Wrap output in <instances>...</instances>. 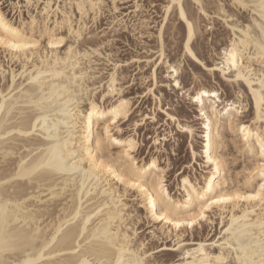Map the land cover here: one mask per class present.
Listing matches in <instances>:
<instances>
[{"label":"snow or ice","instance_id":"1","mask_svg":"<svg viewBox=\"0 0 264 264\" xmlns=\"http://www.w3.org/2000/svg\"><path fill=\"white\" fill-rule=\"evenodd\" d=\"M15 2L16 0H13V4ZM104 3L105 0H82L74 5L75 9H79L80 28L75 26L72 13H68L67 5H64L63 26H66L67 35H59L58 30L62 24L57 20L55 27L50 26L49 12L51 9L52 12L60 13L61 6L43 4L42 14L45 19L39 21V33L37 34L38 20L36 16L31 15V9L35 7L39 13L41 4L37 0H29L32 34L27 36L22 35V30L5 16L3 8L8 5V0H0V45L11 48L17 54L24 53L22 57L24 61L29 60V50L40 49L38 60H36L37 53L31 52L32 59L36 60L39 67L26 63L20 75L27 79L28 84L36 86V89L31 91L30 106L41 113L39 118L35 119V125L47 132L46 135L41 132L42 141L34 151H30L27 159L21 158L18 169L14 168L15 161L12 165L7 163L9 155L7 150L0 158V173H2L0 174V264H158L152 249L135 238L138 232V230L134 231L137 223L136 213L124 210V197L127 196L128 189H135L143 195L145 203L140 206L149 208L151 219L163 221L171 228L178 230L176 243L180 249H183L184 245L179 230L184 229L183 235H187L189 229L202 227L205 222L211 225V216L217 214L215 209L221 213L227 211L235 213L236 208L241 207L242 202H247L252 213H255L256 208L259 207L261 209L259 215H250L249 211L243 208V215L233 214L230 217L231 222L226 226L222 225L221 235L216 238L215 242L210 246L201 243L192 251H184L179 264H264V0H217V3L213 5L216 9V16L206 10L203 4H199V10L204 17H207L209 21L219 17L231 29L233 37L231 47L224 50L222 60L217 62L218 66L208 67L206 72H220L225 77L231 72L236 82L242 81L247 84L256 102V118L252 123L255 125L259 121L260 130L250 129L246 124L239 126V132L244 134L246 152L250 157V161L245 165L244 176V186L250 185V191L238 189L216 191L219 185L214 184L213 181L219 179L217 175L219 166L209 155L207 146H205L202 156L206 158L207 165L216 164L217 166L209 169L212 174L206 176L203 182L199 178L191 180L189 178L191 172L188 176L182 177L186 199L181 203H177L168 194L163 179L156 175L163 171L158 167L156 158H152L146 166H140L135 155L139 149L137 134L129 128L127 135H124L125 128L118 123V121L128 120L130 111L127 100L115 99L122 95V89L115 87L119 82L115 69H119L120 63L114 62L110 56H104L97 48L88 53L82 52L78 47L81 40L87 39L84 29L90 27L91 21L103 13ZM228 8L251 13L253 22L248 26L236 23V17L229 14ZM174 9L188 24V39L191 41L193 24L189 22L186 15L184 0H170V3L165 5L164 11L171 13ZM109 10L120 12L117 0H111ZM134 10L140 11L139 0ZM85 13L89 15L87 23L84 21ZM164 19L165 21L168 19L167 15ZM20 23L23 24V20ZM115 28L114 24V31ZM8 36L18 37V39L5 44ZM41 41H44L43 48H41ZM102 47H106V44ZM47 49L54 50L51 57ZM186 51L198 64L201 63L190 48ZM93 57L102 58L104 62L114 66L107 69H96L94 75H89L83 70L76 71L80 67L81 58L91 60ZM15 58L20 59L21 57L17 55ZM45 61H47L46 67ZM160 62H163V57ZM253 63L259 64V74L254 73ZM168 70L171 76L169 87L174 83L175 89L180 90L179 96H184L187 91L188 99L190 101L194 99L197 104L201 105L200 116L208 119L203 110L202 97L218 99V91L199 90L198 93H192L190 89L182 88L181 79L177 78L180 75L179 64L175 67L169 64ZM2 71L3 69H0V72ZM104 71H107L110 76V79L108 76L104 77L107 81L106 89L97 79V76ZM42 77H53L57 82L45 81L41 79ZM154 77L155 71L151 78ZM93 80L95 87L89 83ZM12 84L16 85L15 74L12 76ZM101 89L104 90L101 91ZM17 90L23 92V82ZM8 91L12 92L13 89L9 88ZM96 92H99V95L93 100L92 97ZM151 92H153V86L149 84L147 93ZM85 95L88 96L86 103L90 104L91 108L87 111L89 121L91 122L93 117H96L97 121H103V130L98 143L106 138V146H115L121 157L115 167L111 164L106 165L104 158L98 157L96 161L91 162L90 157H85L83 154L77 155L69 147L71 133L64 134V130L72 125L67 119H57V114L61 117H75ZM2 96L3 94L0 93V97ZM105 102L110 103L111 107H103ZM160 110L164 111L162 107ZM240 111H243L242 105ZM4 112L5 105L0 103V114ZM44 112L47 114H43ZM211 112L216 113L215 106L212 107ZM235 115H239V112ZM164 116L180 127L181 131L193 132L191 127L177 124L176 115L164 112ZM50 118L52 119L51 124H49ZM147 119L155 120V116H141L134 127L139 128L141 123ZM96 126L100 127V124L97 123ZM204 127L207 128L208 124L205 123ZM36 131V127H30L28 130L3 129L0 130V140L16 134L32 136ZM250 135L253 137L251 142H249ZM162 140L167 141L168 137L166 135L157 136L151 141L156 145L155 151H163L160 147ZM196 156V152L193 151V161ZM113 159H116L115 155ZM204 162L201 160L202 164ZM10 167L14 170L10 171ZM188 167L190 168L191 165ZM45 174L68 176L82 174L90 179L94 178L98 188L101 185L105 186L103 194L111 197L112 201L111 205H106V207H115V213L101 215L103 209H98L87 216H82L80 210L77 209L72 215L61 219L59 225L51 229L46 236H41L38 228L29 227L25 230L16 213L19 204L16 203L14 193L18 187H21L16 182L24 180L25 186L28 183H37ZM157 191L161 196L159 201L155 196ZM80 192L83 197V186ZM91 194L89 191L88 195ZM19 203H25V201L21 200ZM81 204H83V199ZM27 223L24 221V224ZM167 232L170 235L171 229ZM97 241L100 243H95Z\"/></svg>","mask_w":264,"mask_h":264},{"label":"rangeland","instance_id":"2","mask_svg":"<svg viewBox=\"0 0 264 264\" xmlns=\"http://www.w3.org/2000/svg\"><path fill=\"white\" fill-rule=\"evenodd\" d=\"M47 0H37L43 4ZM138 0H117L120 12L109 10L111 0H105L104 11L98 15L95 20L91 21L90 27L85 28L87 39L81 40L78 47L81 50L97 48L101 50L104 56H110L114 62H119V69H115L118 74L119 82L116 86L122 89V94L132 101L133 115L130 121L122 122L121 127L125 128L124 135H127L128 129L137 133L139 141V152L137 159L141 162L148 155H153L158 159L160 167L165 171L164 177L169 191L174 197L182 196L183 176H188L191 180L199 178L202 182L203 177L207 173V166L201 163V156L198 157L197 163L191 160L189 150L190 139L188 135L168 120L164 116V112L174 114L177 117V124L194 126L196 131L194 146L200 154L201 146V121L197 120L199 113L193 101L188 99V94L179 96V89H175L174 83L169 87L171 76L167 65H161L157 72V85L151 78L152 71L158 65L160 66V32L163 33V45L165 52V62L168 64L180 63V79L182 88L190 89L193 93L194 88L204 85L208 88H214L219 92L223 101L227 103L238 102L245 106L242 111L241 119L245 123H250L253 118L251 101L247 95V89L241 84L237 85L232 82L225 81L221 77L220 72L211 75L202 67L194 64L188 58L183 56V24L179 21L176 12L174 11L166 21L164 17L166 13L164 7L168 4V0H139L140 11H135V6ZM189 2V3H188ZM203 5L213 16H216V9L213 7L217 0H203ZM53 5H60L61 11L64 12V5H67V12L73 11V22L76 27L80 25V15L75 8H71L67 0H52ZM187 9L198 23L199 31L194 40L193 48L198 53L199 57L208 66H213L222 56V51L225 49L231 39V29L217 17L211 21L204 17L198 6L191 0L187 1ZM3 11L14 22L23 20L30 21V12L26 0H8V5L3 8ZM229 14L236 17V23L246 25L251 23L252 14L246 11H237L236 9L228 8ZM40 13V12H39ZM37 9H31V15L39 16ZM57 19H61L62 14L55 13ZM54 14V15H55ZM55 17L53 16L52 19ZM85 23L89 21L88 17L84 18ZM116 25L115 31L113 25ZM53 26V25H52ZM64 35H67L66 29L62 30ZM106 47H102L105 45ZM4 53H0V61L8 67V60ZM171 62V63H170ZM16 70L20 69L18 64H10ZM91 66L95 69L112 68L114 65L107 64L99 57L91 59ZM109 77L107 71L102 72L97 78L107 83L104 79ZM153 86V92L159 101L153 97V94L147 93L148 85ZM10 85V76H6L4 80L0 76V87L6 89ZM187 92V91H186ZM147 93V94H146ZM99 95V92L96 96ZM239 106V104H237ZM161 107L164 111H161ZM155 116V120H144L139 128H135L136 121L141 119V116ZM131 122V123H130ZM222 137L225 142L223 156L227 164L228 172L235 179V174L241 172L248 160L246 156L239 153L237 147L240 143L237 138L232 136L228 129L221 130ZM167 136L168 140H162L161 148L163 151H155L156 145L151 143L157 136ZM203 135V134H202ZM203 144V143H202ZM113 154L117 153V148H111ZM204 151V150H203ZM243 156V157H242ZM205 161V160H204ZM191 165L189 168L188 166ZM124 203L127 204L130 211H136L139 214V221L136 223L138 230V240L144 241L146 247H149L154 252V258L160 264H179L182 256V251L176 243L177 236L161 230V225L150 222L140 208L139 201L136 198V193L128 192L124 197ZM59 202L51 204L49 212L53 214L58 211ZM52 218L46 215L43 220L50 222ZM212 223H203V226H197L195 229H189L187 235L181 236V241L185 249L195 248L199 243L211 245L216 238L221 235L222 219L219 216H211ZM165 232V233H164ZM184 233V232H183ZM159 249V251H157ZM216 251L215 249H210Z\"/></svg>","mask_w":264,"mask_h":264},{"label":"bare ground","instance_id":"3","mask_svg":"<svg viewBox=\"0 0 264 264\" xmlns=\"http://www.w3.org/2000/svg\"><path fill=\"white\" fill-rule=\"evenodd\" d=\"M187 1L188 0H184L185 6H186V15L189 18V22H191L193 24L191 41H189V39H188V37H189L188 24L185 23L184 20L179 17L176 9L173 10V12L174 11L176 12V15L178 16L179 21L183 24V43H182L183 56L185 58H188L191 62H193L194 64H196L200 67H202V65H204V67H202L204 70H206V68H208V67L216 68L218 66L217 63H215V65H213V66H208L203 61V59H201V57H199L198 53H196V50H194V48H193V43L197 37V32H200V31H199L198 23H196L195 18L192 16V14L189 13V10L187 9V5H188ZM191 1L195 5H197L198 8H199V4H203V2H202L203 0H191ZM26 2L28 4L29 0H26ZM67 2H69V5L71 8H74V5L77 4L78 2H82V0H67ZM45 3L52 4V0H47ZM168 3H170V0H168ZM75 10H77L78 14L80 15L79 9H75ZM60 12L62 14V17H61V19H57L55 12H52L50 9V12H49V15L51 18L50 19V26L53 25L52 27H55L57 20H59L62 24V27L58 30V34L64 35L62 30L66 29V26H63V21L65 19V16H64L63 11L60 10ZM173 12L166 13L167 17L171 16V14ZM68 13H72V18H73V16H74L73 11L70 10V12H68ZM4 14L10 22L14 23L16 26H18L22 30V35L31 36L32 26H31L30 21L29 22L23 21L24 23L21 24L20 23L21 20H20L17 23V22H14L13 20H11L5 12H4ZM32 16H35V15H32ZM53 16L55 17L54 19H52ZM36 17L38 20V23H37V34H38L39 33V21L45 19V17L42 14V10L39 13V16L36 15ZM85 17H88V13L84 14V18ZM30 19H31V17H30ZM252 22H253V15H252L251 23ZM249 24H246L244 26H248ZM80 27H81V25H78L77 28H80ZM85 30L86 29H84V32H85ZM162 32L163 31L161 29L160 36H159L160 37V44H161V46H160L161 48H160V52H159L160 53L159 59L161 61V57H163V62L162 63L160 62V66H156L153 70V71H155V77L152 79L155 83V86L158 83L157 82L158 69L161 67V65H164V64L167 65V69H168V65H169L168 63L165 62L166 56H165V52H164L163 33ZM16 39H18V37L8 36L5 39V44H10V43L14 42ZM45 39H47V37H45ZM232 39L226 48L231 47ZM43 47H44V41H41V48H43ZM188 48H190L192 50V52L194 54H196L197 59H199L201 61L200 64H198L195 60H193L191 58L190 55L187 54L186 49H188ZM225 49H223L222 56L220 57L219 61L222 60L223 53H224ZM92 50L93 49H90V51H89V49L88 50H81V51L82 52L86 51L88 53H91ZM32 51H35L37 53L36 60L39 59L40 49H36V50H29V60L24 61L22 59L24 53H18L17 54L11 48L6 47L4 45H0V53L1 52L4 53L7 60H8V67H6L4 65V63L0 61V69H3V71L0 72V76L4 80L6 79V76H10V85L6 89L0 87V93L3 94V96L0 97V103H4V105H5V112L3 114H0V125H2V128H0V130H3V129L28 130L30 127H36L37 128V131L35 133H33L32 136H20L19 134H16L14 136H7V138L4 140H0V158H2L3 155H5V150H7V153L9 154L8 159H7V163L9 165H12V162L15 161L16 163H15L14 168H16V169H18V167H19V163L21 162V158L27 159V157L30 154V151H34L38 147V144L42 141L41 132H43V134H45V135L47 134L45 129H43L40 126L35 125V119L39 118V116L41 115L40 111L38 109H33L30 106L31 101H32L31 91L36 89V86L28 84L27 79L24 76L20 75V73L24 69L26 63H29L33 66L39 67L36 64V60H33L31 57ZM53 51L54 50H52V49H47V52L49 53V57H51V54ZM56 51H59V50H56ZM17 55H19L21 58L20 59L15 58ZM247 63L248 62L246 61V65H247ZM10 64H18V65H20V69L16 70L12 67V65L10 66ZM178 64H179V72H180L181 64L179 62L171 64V65L175 67ZM79 65H80V67L78 69H76L77 72L83 70L85 73H87L89 75L96 74L95 69L91 66V60H86V59L81 58L79 60ZM46 66H47V61H45V67ZM153 71H152V73H153ZM233 71H235V70H233ZM253 71L256 74H259V72H260L259 64L253 63ZM13 74H15V76H16V85L15 86H13V84H12ZM209 74L215 75V73H209ZM151 77H152V75H151ZM221 77L225 81L232 82V83H235L237 85L242 84L247 89V95L251 101L250 104H251L252 111H253V118L251 120V124L245 123L241 119L242 111H240V106L242 105L243 110H244L245 106L243 104H240L238 101V102L227 103L226 105H224L225 101L222 100V98L219 94L218 99L215 97H202L203 110L205 111L206 116H208V119H205L204 117L200 116L201 105L197 104L194 99L192 100L193 104L196 105L198 113H199V117H197V120L201 121V124H200L201 125V127H200V130H201L200 140H201L202 151H200V154L197 152V150L194 146L195 135H196L197 129H195V127L191 126V125H184V126L191 127L193 129V132L192 133H185L182 131V133L188 135V138L190 139L189 150H190V154H191V160H192L193 151H195L197 154L195 161L192 160V162L197 163L199 156H201V158L203 160H205L204 163H205V166H207L208 170H207L206 175L203 177L202 182L206 176H211L212 173L209 171V169L215 168L217 166L216 164L207 165L206 158L202 156V152H203L205 146H207V150L209 152V155L218 163V166H219V171L217 173L219 179L217 181H213L214 184L219 185L215 190L216 191H221V190L232 191L234 189H238L241 191H250V188H251L250 185L244 186L245 167L243 168V170L241 172H238L235 174V179L233 177L231 178V175L228 172L227 164H226V161H225L224 156L222 154L224 149H225V142H224V139L222 137L221 130L223 128L228 129L230 134L238 139L240 146L237 147V149H238L239 153H241L242 155L247 157L246 160H248V162H249L250 157L246 152V146H245V142L243 139L244 134L239 132V126H243L246 124L249 126L250 129H255L256 131L260 130V122L259 121H257V123L255 125H253V123H252V121L256 118V106H255L256 102L252 98V93L248 89L247 84H245L242 81L236 82L234 80V78L232 77L231 72H229L227 74V77H225V75L223 73H221ZM177 78L180 79V75ZM41 79H43L45 81H50L53 83L57 82L55 80V78H53V77H42ZM22 82H23V86H24L23 92L17 90V88L21 85ZM89 83L91 84L92 87H95V81L94 80L90 81ZM101 83L103 84V82H101ZM103 85H104V89H106L107 83H105ZM181 86H182V83H181ZM115 87L118 88L116 85H115ZM9 88H12L13 91L9 92L8 91ZM104 89H101V91H103ZM199 90H215V89L214 88H208L204 85H201L198 88H194L193 93H198ZM97 93L98 92H96L93 95V97H92L93 100L96 99ZM151 94H153V97L155 98V100L157 99L160 103L161 98L157 97L154 92H151ZM186 94H188V92H186ZM115 99L116 100H119V99L127 100L129 102V106H130L128 120L118 121V123L121 124L122 122L130 121L131 117L133 115L132 101L129 98H127L126 96H124L123 94L121 96L116 97ZM87 100H88V96L85 95L84 99L81 101V103L79 105V111L75 117H71V116L61 117V116H58V114H57V119H67L69 121V123L72 125L69 129L64 130V134L67 135V133H69V132L71 133L69 147L71 149H73L77 153V155L83 154L85 157H90L91 162L96 161V159L98 157L104 158L106 165L111 164L112 166L115 167L118 164L121 157L118 155V152L116 154L112 153L111 148H113L115 146H106V143H107L106 138H105V140L100 141L98 143V140L100 138V133L103 130V121H97L96 117H93L91 122L89 121V119L87 117V111H90L91 108H90V104L86 103ZM237 104H239V106ZM213 106L216 107V113L215 114H212V112H211V109ZM229 106H231V107H229ZM103 107L109 108V107H111V104L108 102H105L103 104ZM53 111H54V113L56 112L55 109ZM236 112H239V115H235ZM43 114H47V112H44ZM51 123H52V119L50 118L49 124H51ZM97 123L100 124V127L96 126ZM205 123L208 124L207 128L204 127ZM178 124H180V123H178ZM41 125H43V121H41ZM113 127H115V126H113ZM178 128L180 129V127H178ZM252 139H253V137L250 135L249 136V142H251ZM257 147H258V145H257ZM138 152H139V149L137 150V152L135 154L136 156H138L137 155ZM114 155L116 156V159H113ZM152 158H156V157L153 155H148L145 159H143L141 162H139L140 166L141 167L146 166L147 163ZM158 167H160L159 162H158ZM14 168L10 167L9 170L10 171L14 170ZM0 174H2V173H0ZM164 174H165L164 170L161 171L160 173H156V175L160 176L163 179L164 184L168 190V194L173 199H175V201L177 203L183 202L186 199V193L183 192L184 185H183L182 178H181V182H182L181 183L182 184V188H181L182 193L181 194H182V196L181 197H174L166 185ZM183 177H186V176H183ZM16 183H17V185L21 186V187H18L17 191L14 193V195L16 197V203L19 204V206L16 208V213L19 215L21 224L24 225L25 230H27L29 227L32 229L38 228L40 230L41 236H46L51 229H53L55 226L59 225L61 219L65 218L69 215H72L77 209L80 210V213L82 216H87L91 212L98 210V209H103V212L101 213V215L112 214V213H115V211H116L115 207H106V205H111L112 201H111V197L105 196L103 194L105 186L101 185L98 188L96 186L97 182L95 181L94 178L90 179L88 177L83 176L82 174H77L75 176L59 175V174H57V175L45 174V175L41 176L40 180L37 183H28L26 186H25L24 180H19ZM81 186H83V190H84L83 197L81 196V192H80ZM121 187H123V186H121ZM149 187H151V185H149ZM89 191H91V193H92L91 195H88ZM131 191L136 193V198L139 201V205L145 203V200H144V197L142 194L137 192L135 189H128V192H131ZM155 196H156L157 201H159L161 199V196H160L158 191L155 193ZM29 197H31V199H29ZM82 199H83V204H81ZM21 200L25 201V203H19ZM58 202L60 203L59 206L57 207V209L59 208L58 211L51 214L49 212L51 204H56ZM252 203H256V202H252ZM124 205H125L124 210L126 212L130 211L128 209L127 204L124 203ZM220 207H224V206H220ZM140 208L144 210L145 216L150 222H152L153 224H156V225H158V224L161 225L162 231L167 232L168 229H171V233H175L176 236L178 235V230H176L175 228H171L170 225L165 224L163 221H157V220L151 219V213H150L148 207H141L140 206ZM242 208H243V210L249 211L250 215H253V216L259 215L260 211H261V209L259 207H257L255 213H252V210L250 207H248L247 202H242L241 207H237L235 210V213H233L232 211H227V212L221 213L218 211V209H215L217 211V214H215L213 216L221 217L222 224H224V226H226L228 223L231 222L230 217L233 214L243 215ZM134 212L136 213L137 221H139L140 217H139L138 212H136V211H134ZM46 215H49V218H52V219L50 220L49 223L44 225L46 222L43 220V218ZM24 221H27L28 223L24 224ZM136 230L137 229L135 227L134 231H136ZM183 232H184V229L179 230V233L181 234V236L183 235ZM137 237H138V232H137L136 237H135L136 240H138ZM95 243H100V242L97 241ZM141 243H144V241L143 242L141 241ZM201 243H199L195 248H198ZM195 248H192V249L183 248V249H181V251L182 252L192 251ZM98 251H102V250L98 249ZM211 251H213V250H211ZM149 258L151 259L153 257H149ZM185 259H187V257H185ZM158 264H160V262H158Z\"/></svg>","mask_w":264,"mask_h":264}]
</instances>
